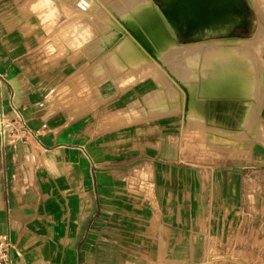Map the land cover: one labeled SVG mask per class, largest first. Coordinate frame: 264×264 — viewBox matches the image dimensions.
I'll return each instance as SVG.
<instances>
[{"label": "crops", "instance_id": "1", "mask_svg": "<svg viewBox=\"0 0 264 264\" xmlns=\"http://www.w3.org/2000/svg\"><path fill=\"white\" fill-rule=\"evenodd\" d=\"M41 2L47 3L46 0ZM29 3L31 1L25 0L23 5ZM58 4V1H50L47 7L40 9L59 10ZM56 19L38 18L34 20L36 23L31 19L17 27L10 20L0 23V105L6 119L18 122L19 117L24 121L23 136L28 138L18 140L17 135L10 132L6 140L5 134L3 138L0 133L3 192L0 234H6L12 243L10 264H110L112 254H117L118 260L123 262L127 233L140 235L136 243L140 249L155 242L159 244L157 236L161 231L157 223L166 213L160 206L157 189L164 190L167 203L175 198L184 202L191 197L194 201L196 197L187 187L199 185L201 199L226 203L218 205L219 220L232 216V208H235L232 203L239 198L232 194L234 180L241 177L245 192L251 191L254 184L251 175L255 171L264 172V163L254 167L252 159L264 162V152L257 151L253 144L240 142L246 145L241 149L250 148L252 152L242 151L237 153L238 157H233L236 153L233 149L227 158L205 157L195 168L191 153L184 152L176 140L180 138L177 132L183 134V127L177 126V121L173 125V117L141 119L151 124L135 123L133 132L128 133L131 135H125L123 129L114 131L109 125L106 127V122L111 121L122 126L124 118L104 116L101 133L90 130L99 112L116 105L123 95L116 80L107 82L110 72L104 64V56L109 48L102 35L94 32L92 38L86 40L90 43L82 47L87 50L85 54L81 48L78 53L72 51L75 53L58 59V52L54 50V62H46L45 50L52 42L56 46L55 42L61 40L59 35L45 30L48 22ZM188 36L191 35L179 33L178 40ZM34 56L36 59L45 57L44 65L39 62L40 65L31 66ZM145 82L129 85L125 91L133 90L136 96L137 90L148 89L143 85ZM81 90L86 91L84 102L79 103L75 98L70 106L65 92H73V96ZM136 97L142 105L143 96ZM224 99L227 98L215 101ZM209 103L207 99L204 104L206 123L222 126L217 119L209 118ZM84 104L90 110L77 111V107ZM229 115L236 120L232 112ZM229 127L239 128L237 125ZM198 133L207 137L201 131ZM243 169L244 175L239 176L237 172ZM178 186L181 192L173 188ZM208 186L212 187L211 192ZM135 195L140 203L153 200V209L134 210L131 198ZM244 198L249 202V195ZM244 198L242 194L241 201ZM202 212L208 217L211 214L208 212L213 210L205 208ZM177 214L188 218V212L184 215L178 210ZM241 214L250 218L253 211L246 207ZM261 221L259 254L264 259V218ZM252 224H248L250 232H253ZM170 228L173 230L172 225L165 226V229ZM147 235L151 237L150 242ZM251 240L254 243L253 237ZM174 244L170 237L160 241L161 249H174Z\"/></svg>", "mask_w": 264, "mask_h": 264}, {"label": "rangeland", "instance_id": "2", "mask_svg": "<svg viewBox=\"0 0 264 264\" xmlns=\"http://www.w3.org/2000/svg\"><path fill=\"white\" fill-rule=\"evenodd\" d=\"M24 1L25 0H0V23L1 20L4 21V19L10 20L13 23V25L17 27V26H22L23 23L25 24L26 21H29L31 19L34 21L37 20L38 18H42V19L57 18L56 20L49 21L48 25L45 27V30L48 34L59 35V39H61L59 42H55L56 46H54V43L52 42L50 46L45 50L44 53L47 59L46 62H54L56 57L52 56V54L55 52H58L57 55L58 59L68 57V55L70 56V53H75V52L78 53L82 47H85L86 44L90 43V42L87 43L86 40L87 38H92L94 32L96 33V35H98L97 32L103 35L101 33V26H100V22L102 20L100 17H103V14L107 15V13L113 12V15L112 14L111 15L120 18V20L121 19L123 20L124 18L127 20L129 18L128 20L130 23L128 22V20L127 22L125 20V24L123 22L122 26L126 28L132 27V25L136 23L134 25H136L137 28L140 29L142 25L140 24L141 22L139 23L137 22V20L140 18L139 14L141 13V10L146 11V9H143L146 6L145 5L143 6V4L141 5L139 3V0H137L138 3L140 4L139 7H138L139 4H137L134 0L133 2H131L132 0H128V2L127 0H124L126 4L128 3L130 4L131 2L133 4L132 6L133 9L129 4H128L129 7L128 5L123 4L124 3L123 0H122L123 3L121 0L117 1V3L116 0H101V1L92 0L93 2L91 1V8L87 12H83V13L79 11V9L76 6L77 0L74 2H70V0H61V1L50 0L51 2L58 1V3L60 4L58 5L61 7V9L59 10H56L54 8L46 9V10L40 9V7H47L50 1H48L47 3H42L41 0H29L31 1V3L23 5ZM153 1L159 7H161L163 4V0L161 3H158L160 2V0H156L158 2H156L155 0ZM244 1L249 9L247 25L246 27H237L234 30L233 34L247 39H251V37L253 38L250 41H248L250 42L249 44H251L252 49H256V52L253 51L254 53L250 54L251 56H253L251 61H254L255 66L257 67L254 68L257 70L253 69L255 73L252 75L255 77L257 75L258 77V73H259V77L261 75L260 80H258L259 77L258 78L256 77L257 78L256 81L261 83L257 82V85L259 84L260 86H256L257 87L256 89H258L257 93L259 92L258 94L260 96H258L257 94L258 100L255 96L253 97L254 99L252 101L253 102L255 101L254 102L255 105L257 104L256 108H258V105L261 103L262 99H264V97H262L264 96L263 94L264 93V0H251V1L244 0ZM63 4H65L66 6H64ZM123 6H125L127 9L124 7L125 11L121 12L120 9L121 10L124 9ZM100 7L103 8V11L102 8ZM135 8L138 10H136ZM73 10L76 11L73 12ZM117 10L120 11L119 14H118L119 11L117 12ZM99 11L102 13L100 14ZM145 11L142 12L145 13ZM72 12L74 17L73 15L70 16ZM127 13L129 14L128 17L126 15ZM99 14L100 16H97ZM120 14L123 17L120 16ZM137 14H138V18L136 17ZM91 19H93L94 22ZM97 25L99 26L97 27ZM260 31L261 33H259ZM178 34L179 33H176L177 36L176 41L180 44H185V43L190 44L199 38V36L191 32H188L186 34H189L191 36L181 37L179 41ZM96 35L94 37H96ZM208 41L209 40H207V42ZM122 44H124V42L120 43V45L117 46L113 45L110 48L109 45L107 44L109 51H107V53L104 56V64L107 66V70H109L110 72V74L106 76V78H108L107 82L113 83L116 80L118 83L117 86L120 88V92L123 95L120 97V100L119 102H117L116 105H110L109 107H105L103 111L99 112V115L96 118H94L90 130H94L97 133H101L102 120L104 116L105 118H109V117L111 118L112 116H116V117L119 116L124 118V122L122 126H120V123L117 124L114 123V121L113 122L111 121L109 123L106 122V127H108L109 125V128H111V130L113 129L114 131L123 129L125 135H131L128 133L133 132L135 123L142 122L140 125L144 126L149 123L151 124V122H146V121L152 118L173 117V119L175 120L173 122V125L177 121L176 125L177 126L180 125L181 128L183 127V134L181 132H180L181 134L177 132L178 137L180 138L178 139L176 137L177 138L176 140L179 143H181L184 152L191 153L192 162L195 168H197L199 164L198 161L204 160L205 157L207 159L208 157H219L220 159H225L228 156H230L229 153L232 152L233 149H236V153H233V157H238L239 155L237 153L242 151L252 152L250 148L241 149V147L246 146L245 143H249L248 146L253 144L254 148L257 149V151L264 152L263 149L264 146H262L264 145V142H260V140L258 141V139H256L253 136L251 127L249 126H245V128L244 126L240 127L236 124L238 123V121H236L237 119L236 120L234 119L232 122L233 123L232 126L237 125L239 128L233 129V133L232 132L224 133L225 135H230L231 137L229 136L227 137L223 135V133L222 134L213 133L212 131H211L212 133H208L207 131H209V129L204 126L205 123L203 122L201 123L202 118L197 113V110H199V105L197 106V104H195L193 101L195 99L194 96L196 94L195 88H197V83L201 81L199 80V78L203 80H208L213 76L216 77L220 76L218 75L220 74L219 73L220 68L223 69V67L220 65L221 64L220 62L223 61L224 58H226L225 56H228L227 54L226 55L224 54V51L220 50L221 48L219 47H222L221 44L218 43L213 44L215 48L217 46L216 48L217 50L219 49L218 52L221 51L220 54L217 51L216 54L215 51L212 54V51L214 50L212 44L211 46L209 44H205L206 47L208 46V48L209 47L213 48V50L211 49L212 51H209L212 54L210 55L211 57L207 55V52L205 54L206 47L204 49L202 48L203 52L201 51V53L202 54L204 53L203 56L199 51L200 49L181 51L182 53H180L179 52L180 50H178L179 53H177V50L171 48L172 46L170 47L169 44L168 45L165 44L166 46L163 45V48L160 50V48L162 47L161 45L159 49L155 48L153 50V54H151L150 56L141 57L143 58L141 60L142 61L141 66L139 62L140 61L139 56L144 53L137 54L136 58L135 57H134L135 59L132 58L133 62H131L130 58L133 57L132 55L134 53L132 52L131 54L129 51H125L121 49L120 47L122 46ZM94 45H96V43H94ZM54 47H56V49ZM226 47L227 46H223L222 48H226ZM172 49L175 51L173 52ZM54 50L57 51L54 52ZM82 50L85 49L82 48ZM85 52H87V50L82 51V53L84 54ZM205 55L207 56V58L205 57ZM35 57L36 56L33 57L34 61L32 62L31 66L36 67L40 64L44 65L45 57H43L42 59L41 58L36 59ZM203 59L205 60V63L208 61L211 62V60H212L211 63H213V60H215L218 63L217 60H220L219 62L220 64L217 65L215 64L214 61L213 65L212 64L209 65L208 63L204 69L203 65L205 63ZM207 59L209 60L207 61ZM195 64H197V66ZM201 64L203 67L200 66ZM250 64L253 65V62H251ZM134 65H136V67H134ZM137 65L139 66L138 69H137ZM195 67H197V69ZM240 67H244V71L246 74L253 73L251 72V68L248 66V63H242L240 64ZM184 68L190 69L192 72H194V75L192 76ZM228 74H230V76L238 75L235 73H228ZM139 81H146L145 84L143 85L147 86L148 88V89H141L136 91L137 95L141 94V97L143 96L142 105L141 102L137 99L136 97L137 95L135 96L133 90L125 91V88L127 86L137 83ZM151 86L156 87V89L153 90L150 89ZM171 89H173L172 94H170L169 92L171 91ZM94 91L95 93L99 92L98 90H94ZM69 92L70 91H68L67 93L66 91L65 95L67 96L66 98H68L67 102L70 103L69 104L70 106L73 103L72 99H74L75 101V98L79 101V103L84 102L86 95L84 93L86 92L85 90H81L77 95L74 94L73 96H72L73 92L72 93ZM110 92H111L110 94L112 95V91ZM224 100L229 101V99H224ZM232 101H236V100H232ZM256 108H254V110ZM98 109L102 110L101 107H98ZM80 110L81 112L83 111L86 112L87 110L90 109L88 106L84 104L83 106L79 105L77 107V111ZM253 111H252V116L256 113V116H258L259 120H261V122L264 123V107L261 109L259 113L257 112L258 109L254 111L255 113ZM5 119L6 117L2 118L0 114V133H1V125L2 124L6 125L4 126L5 127L4 134L6 140H7L6 137H8V133L10 132H11L10 134L17 135L18 140L23 139L26 141L28 139L26 136H23L24 134L23 131H26V127H25V123L19 117H17L18 122H15V120L14 122H12L8 119L6 120ZM141 119H144L146 121ZM153 122H157V121H153ZM140 125L138 124L137 127H140ZM244 129L246 130V132L244 131ZM198 131L205 133L207 137H205L202 134H199ZM236 134L240 136H237ZM251 134L253 136V139L251 138ZM234 135H236L237 137ZM251 140H254L255 142L252 143ZM240 142H245V143H243L242 145ZM256 142L261 143L262 145ZM0 143H1V139H0ZM204 154L206 156H204ZM252 161L254 167H256V165L259 166L262 163H264L263 161L257 160L254 157ZM237 173L239 176L240 173L241 175H244L245 170L243 169L242 171H238ZM251 177L254 181V184H253V188L248 193H246L247 191L245 192L244 183L241 184L242 182H240L241 177L240 178L238 177V180L235 179L234 177L235 185L232 187V194L237 195V196L235 195L236 196L235 198H237L239 195V198L236 203L235 202L232 203L233 205L232 207H235L232 208L233 215L230 216L229 214L228 217L229 216L230 217L225 218L223 220H219L218 218V214H220L219 213L220 207H218V205L224 206V204L226 203L219 204L218 202L217 203L208 202L207 198L201 199V196L198 194L200 193L201 190L199 185L196 186L193 185L187 187L190 190H192L194 193H196L195 194L196 197L194 201H193L194 197L193 198L191 197V200L193 202H191V200L190 201L185 200L184 202H182L175 198L172 202L167 203V201L165 200V196L163 195L164 190L157 189V194H159L158 196L159 198H161V201H159L160 206L163 209V211H165L164 213H166L163 216L162 220H160L157 223V226H159V229L161 231L160 232L161 234L158 235L159 237L157 236V238L159 239V244L155 242L156 244L153 243L154 245L152 246H146V248L140 249V247L137 246L138 244H136L140 241V235L134 233H127L126 246L123 253V257H121L122 259H124V261L122 262L120 260L121 261L120 262L118 260L119 258L118 255L112 254L111 256L112 259L110 261V264H214V263L264 264V259L262 255L259 254V246L262 243L260 241V239L262 238V233L260 231V228L258 227V225H260L262 222L261 218H264V185H263L264 172L255 171L254 174L251 175ZM208 187H209L207 188L208 192H211L212 187L210 186ZM173 188L181 192V186L173 187ZM0 192L1 194L3 193L1 191V184H0ZM216 193H218L217 189H216ZM242 194H243V198L244 196H246V194L249 195L250 197V199L248 198L249 202H247L246 198H244V200L241 201ZM136 196L137 195L131 198L133 199V201H131V206L133 207L134 210L139 211V210L153 209L152 207V205L154 204L153 200L152 202L145 201L144 203H140L139 198H137ZM0 199H1V195H0ZM143 206H147V207H143ZM246 207L248 210L253 211V215L250 218H246L244 214H241L243 210H246ZM205 208L207 211L213 210V212H208L211 213L208 217L202 212L203 209ZM178 210L183 211L184 215H187L186 213L188 212V218L187 219L183 218L181 214L178 215L177 214ZM201 212L203 214H199ZM261 214L263 217H261ZM248 224L249 226L251 224L253 225L252 227L253 232L248 231L247 229ZM171 225L173 226V230L172 228L165 229V226L171 227ZM183 227L184 229H182ZM166 237H170V239L173 240V242L175 243L174 249L173 248L161 249L160 241L165 240ZM252 237L254 243L251 242ZM155 238L156 235L153 236V242L156 241ZM147 240H149V242L151 241V237L149 235H147ZM149 242H147L148 245Z\"/></svg>", "mask_w": 264, "mask_h": 264}, {"label": "bare ground", "instance_id": "3", "mask_svg": "<svg viewBox=\"0 0 264 264\" xmlns=\"http://www.w3.org/2000/svg\"><path fill=\"white\" fill-rule=\"evenodd\" d=\"M46 1L48 2L50 0H46ZM117 1H120V0H116V3ZM134 1L137 4L140 3L141 5L143 4V6L144 5L146 6L145 8H143V9H146V11L141 10V13H143L142 11H145V13H143L144 15L139 12L140 10L138 11L141 14L140 16V14L138 13L140 18L137 20V22L139 23L141 22L140 24L142 25V27L140 29H138L137 26L134 25L136 23L134 24L132 23L134 25L133 26L131 24L132 27H127V28L123 27L122 23L124 22L125 24L126 19L124 18L123 20L122 19L120 20V18L112 16L113 12L112 13L109 12L107 13V15L103 14V17H100L102 19V20L100 19L101 20L100 26H101V33L103 34L102 35L103 40L105 41V43L109 45V48L113 45L117 46V45H120V43L124 42V44H122L120 48L125 51H129L131 54L132 52L134 53L132 55L133 57L130 58L131 62H133V59L136 58L137 54L144 53L139 56V59H140L139 62L141 66V62H142L141 60L143 59L141 58L142 56H145V57L150 56L151 54H153V50L155 48L159 49L162 45V47L160 48L161 50L163 48V45L166 46L165 44L167 45L169 44L170 47L172 46L171 48L177 50V53L179 52L182 53L181 51H187V50H192V49H200L199 51L201 53V51L206 47L205 44H209L210 46L212 44L213 46V44L218 43V44H221L222 47L227 46L226 48L219 47L221 48L220 49L221 51H224L225 55L226 54L228 55V56H225L227 59L224 58V60L221 62L220 60H217L218 63L215 60H213V63L214 61H215V64L217 65L221 63L220 65L223 67V69L220 68V72H219L220 74H218L220 76L218 77L213 76L209 78L208 80H203L199 78V80L201 81L197 83V88H195V91H196V94L194 96L195 99L193 101L195 104H197V106L199 105V110H197V113L202 118L201 123L202 122L205 123L204 126L209 129V131H207L208 133H212V132L217 133V134L223 133V135H225L224 134L225 132L233 133L234 128L229 127L233 125L232 122L234 118L229 115V112H232V114L236 117L238 121V123H236L238 126L240 127L244 126V128L245 126L251 127L253 136L256 139H258V141L260 140V142H264V123L261 122V120H259L258 116H256V113L254 112L257 109H258L257 111L258 113L261 111V109L264 107L263 106L264 99L261 98L262 101L260 104L258 103L259 104L258 108H256L257 104L255 105L254 103L255 101L254 102L252 101L254 99L253 97L256 96L257 98V94L259 93V92L257 93L258 89H256L257 88L256 86H260L259 84L257 85L258 81H256V79L259 77V73H258V77L255 74L257 78L252 75L255 73L254 70H257L254 68H257V67L255 66V62L251 61L253 56H251L250 54L256 52V49H252L251 44H249L250 42L248 41H250L253 38L251 37V39H247V38L239 37L233 34L234 30L237 27H246L247 25L249 9L245 1L244 0H163V4L161 7L157 6L153 0H139V3L137 0H134ZM131 2H133V0ZM131 2L130 4L129 3L128 4L132 7L133 4ZM123 4H126V2L124 1ZM140 4L138 5V7L140 6ZM63 5L66 6L65 4ZM125 6H123V8ZM125 8L122 10L120 9V11L121 12L125 11ZM75 11L73 10V12ZM102 11H103V8H102ZM118 11L119 10H117V12ZM120 11L118 12V14L120 13ZM73 12L71 15L70 14L69 15L72 16ZM101 13L102 12H100V14ZM100 14L97 16H100ZM138 14L137 16L136 15L134 16L138 18ZM126 15L128 17L129 14L127 13ZM120 16L122 15L120 14ZM98 26L99 25H97V27ZM188 32H191L199 36V38L197 37L198 39H196L193 43H190V44L188 43L180 44L176 41L177 40L176 33L186 34ZM259 33H261V31ZM207 40L209 41L207 42ZM213 47H214V50L213 48H210V47H209L210 48L209 50L208 46L205 49V54L207 52V55H209V57H211L210 55H212L214 51L216 54L219 50V49L218 50L216 49L217 46L216 48L215 46ZM175 50H173V52ZM178 50L180 51L178 52ZM209 51H212V54ZM221 51L218 53L220 54ZM202 55L204 56V53ZM205 57L207 58L206 55ZM205 60H204V63H205ZM208 60L209 59H207V61ZM211 62L209 61L206 62L203 65L204 69L208 63L209 65L211 64L213 65V63ZM251 62H253V65L250 64ZM242 63H248V66L251 68V72L253 73L246 74L244 71V67H240V64ZM197 64L195 65L197 66ZM202 64L200 65L201 67H203ZM138 65H137V69L139 67ZM134 67H136V65H134ZM228 67L231 69H229ZM195 68L197 69V67ZM184 69H186L192 76L194 75V72H192L190 69L188 68H184ZM228 73H235L238 75L230 76V74ZM260 77L258 78V80H260ZM258 83H261V82H258ZM172 90L173 89L169 91L170 94H172ZM259 90H260V87H259ZM258 96L260 95L258 94ZM221 98H227L229 99V101H215L216 99H221ZM207 99H209V102H210L209 104L211 107V109L208 108L209 118L211 120L217 119V121L221 123L222 126L206 124V117H205L206 111L204 110V104L206 103ZM232 100H236V101H232ZM254 108L256 109L254 110ZM252 111L255 113L254 114L255 116L253 115L254 117L252 116ZM2 116L4 118L6 117L5 114H3ZM244 131L246 132L245 129ZM236 135L240 136L238 134ZM225 136L231 137L230 135H225ZM0 195H1V192H0ZM0 207H3V204L1 203V201H0Z\"/></svg>", "mask_w": 264, "mask_h": 264}, {"label": "built area", "instance_id": "4", "mask_svg": "<svg viewBox=\"0 0 264 264\" xmlns=\"http://www.w3.org/2000/svg\"><path fill=\"white\" fill-rule=\"evenodd\" d=\"M76 6L79 9V11L87 12L91 7V1L77 0ZM11 248H12V243L9 237L6 234H0V264H10Z\"/></svg>", "mask_w": 264, "mask_h": 264}, {"label": "water", "instance_id": "5", "mask_svg": "<svg viewBox=\"0 0 264 264\" xmlns=\"http://www.w3.org/2000/svg\"><path fill=\"white\" fill-rule=\"evenodd\" d=\"M0 114L3 115V107L1 105H0ZM4 132H5V128H4V124H2L1 125V133H2L3 138H4Z\"/></svg>", "mask_w": 264, "mask_h": 264}]
</instances>
